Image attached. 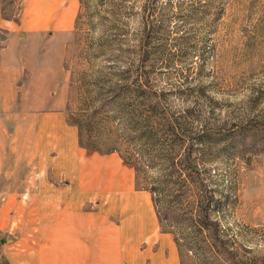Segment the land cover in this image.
<instances>
[{"label": "rangeland", "instance_id": "1", "mask_svg": "<svg viewBox=\"0 0 264 264\" xmlns=\"http://www.w3.org/2000/svg\"><path fill=\"white\" fill-rule=\"evenodd\" d=\"M93 1L91 12L103 21H93L95 31L75 28L77 0H0V34L38 32L40 44L62 56L53 87L17 90L31 100H1V115L19 122L60 112L85 147L132 163L137 186L158 189L163 228L177 241L181 264H233L227 251L264 264V151L256 147L264 142V0ZM102 33L107 51L94 58ZM98 100L147 113L155 139L125 132L119 113ZM208 200L217 240L195 220Z\"/></svg>", "mask_w": 264, "mask_h": 264}, {"label": "crops", "instance_id": "2", "mask_svg": "<svg viewBox=\"0 0 264 264\" xmlns=\"http://www.w3.org/2000/svg\"><path fill=\"white\" fill-rule=\"evenodd\" d=\"M26 37L0 34V104L31 100L17 90L58 79L54 45H41L38 32ZM0 255L3 264H180L134 165L116 151L80 146L60 112L17 122L0 111Z\"/></svg>", "mask_w": 264, "mask_h": 264}, {"label": "trees", "instance_id": "3", "mask_svg": "<svg viewBox=\"0 0 264 264\" xmlns=\"http://www.w3.org/2000/svg\"><path fill=\"white\" fill-rule=\"evenodd\" d=\"M79 2V9H78V12H77V15L75 17V21H74V25H75V28H79V27H86L92 31H95L96 28H99V27H96L97 25H94V20L96 19L97 21L100 22V24L103 25V21L101 19V17L95 13H92L91 11V8H94L93 7V0H77ZM106 1H110V0H106ZM101 25V26H102ZM146 28L148 29V26H146ZM81 29V28H80ZM103 37H99V42L97 43V45H95V48H94V54H92V56L94 58H97L99 56H103L104 53L107 51V46L105 45V41L103 40L104 39V34L102 33ZM101 41H104V42H101ZM92 46L89 47V51L91 50ZM143 59V58H142ZM144 62V59L140 61V64ZM144 82H146V77L143 78ZM107 81H113V79H107ZM121 85L123 86V84L121 83H115L113 84V86H118V85ZM119 86V87H121ZM123 88V87H122ZM146 101H149V100H146ZM98 103H99V108H102L103 110L104 109H111L112 112L114 113H119V123H120V128L125 130L126 131H130V132H134V133H144V135H142V137H146L148 139H155L154 137H156V134L152 133L151 132V129L154 128V126L156 125V121L155 119H153L152 117H149V115L146 113L144 115H137L136 114V107H134L133 105H130V107L128 108V106L126 107L122 100H111L110 102H106V100H98ZM156 104H154L156 107H158V105H160L158 102H155ZM154 105H148L147 103L145 104V107H150L151 110L154 107ZM153 107V108H152ZM147 110H145L146 112ZM78 143L80 146L82 147H85L82 142H81V138L79 139L78 138ZM256 147L261 150V151H264V142H261V141H257L256 142ZM91 148V147H89ZM92 149H97V150H100L98 148H92ZM103 151V150H101ZM111 151H114V150H111ZM105 152H109V151H105ZM170 166L172 168L175 167V163H174V160L171 159L170 161ZM200 186V192L201 194H204L203 196L206 195V187L204 186L203 183H200L199 184ZM146 189V188H144ZM151 194H152V200H153V203H154V206H155V209H156V212H157V215H158V220H159V223H160V228L162 231H167L169 232L168 230H165L163 228V217L160 216V211L158 210V206L156 204V200L154 198V192L157 191V187L153 186L152 188H147ZM208 204H209V200L208 202L204 203L203 207L202 205L200 204L198 209H197V217L195 220H197V226L200 227V229H203V228H207L213 238H215L217 240V234H216V230H217V224L215 221H212L208 218V212H207V208H208ZM167 218V217H166ZM177 243V241H176ZM177 247H178V243H177ZM227 256L229 258V261L233 262V264H245V263H242V262H239L238 260L235 259L234 256L231 255V252L230 251H227ZM210 258L211 255H210ZM180 264H181V259H180Z\"/></svg>", "mask_w": 264, "mask_h": 264}]
</instances>
